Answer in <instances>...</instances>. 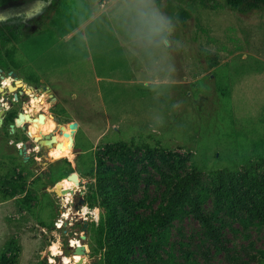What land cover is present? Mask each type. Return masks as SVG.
Listing matches in <instances>:
<instances>
[{
    "label": "rangeland",
    "instance_id": "rangeland-1",
    "mask_svg": "<svg viewBox=\"0 0 264 264\" xmlns=\"http://www.w3.org/2000/svg\"><path fill=\"white\" fill-rule=\"evenodd\" d=\"M0 75L5 112L46 114L20 117L18 142L0 141V264H56L69 257L60 255L69 230L86 236L85 264H103L100 202L114 186L127 204L118 228L151 222L129 264H264V217L247 192L264 179V5L243 13L225 0H0ZM18 79L15 96L5 84ZM50 114L72 119L60 130ZM38 130L51 134L47 146L34 140ZM186 175L187 198L208 192L206 225L187 200L164 194V176ZM63 180L73 194L55 192Z\"/></svg>",
    "mask_w": 264,
    "mask_h": 264
},
{
    "label": "trees",
    "instance_id": "trees-1",
    "mask_svg": "<svg viewBox=\"0 0 264 264\" xmlns=\"http://www.w3.org/2000/svg\"><path fill=\"white\" fill-rule=\"evenodd\" d=\"M225 3L231 9L239 12H248L253 8H258L264 5V0H225ZM185 14H183V17ZM183 19V18H182ZM23 114H25L23 112ZM12 120L16 124V119L10 111H6L3 115V124L0 129V141H8L9 138H14L18 142L20 135L9 133L8 124ZM27 120L24 115L21 116L19 122L24 123ZM28 131V130H27ZM21 139V138H20ZM50 166L53 167L50 163ZM252 177V176H251ZM63 177L58 176L51 179V181H59ZM165 190L164 194L169 195L170 200H187L191 206L195 218L203 225L208 223L201 205L204 203L208 192L206 190L199 191L194 198H187L188 189L192 183V176L186 175L183 178H178L176 181L170 176H164ZM249 184V181H245ZM253 186L249 188L248 195L251 202L250 211L255 212L254 216L260 218L264 217V179H252ZM254 187V188H253ZM125 190L120 186H114L111 189H105L103 192V199L100 204L104 208V216L100 220V230L104 228V234L107 237L106 246L103 254V264H129L131 243L134 240H142L144 234L150 231L151 222L143 220L139 217L127 220V228L121 230L117 226V210L119 207L127 209V204H124L122 198L125 196ZM89 203V202H88ZM102 246V243H100Z\"/></svg>",
    "mask_w": 264,
    "mask_h": 264
},
{
    "label": "water",
    "instance_id": "water-1",
    "mask_svg": "<svg viewBox=\"0 0 264 264\" xmlns=\"http://www.w3.org/2000/svg\"><path fill=\"white\" fill-rule=\"evenodd\" d=\"M2 77V75H0ZM21 86L20 80H16L14 83H10L7 85V90L10 92H16V90L18 89V87ZM39 88V87H38ZM3 87L0 86V92H3ZM16 96V93L14 94ZM5 113V107L3 105V103L0 101V127L3 124V115ZM22 115H24V117L27 118V120H31L34 122H44L45 121V117L46 114L44 112H30V113H25L23 114L22 112H19L17 114V119L18 120ZM49 117H51L53 119V121L55 122V126L58 127L60 130L63 128V119H72L70 114H68L66 117H63L62 115L58 114V115H49ZM9 127V133H13L15 131V124L13 122L8 124ZM68 127L73 131V135L75 134L77 128H78V122L75 121H71L68 124ZM51 134L50 133H41L40 130H38L37 134H34V140L38 143L39 147H42L44 145H48L49 144V138H50ZM18 153L23 155L25 159L28 158L27 155V150H26V146L25 144H22V146H18ZM51 164L54 165L55 164V160L51 161ZM68 180H76L77 176L74 172L70 173L67 176ZM54 190L57 194H66V193H71L73 194L76 190H74V188L72 187H68V188H63L61 182H57L54 185ZM85 199L82 197H79L76 201V203L74 204L75 208H78L79 205L84 204ZM68 236L72 237L73 236V232L72 231H68ZM86 238L85 235H82L80 237V240H84ZM70 240V238H69ZM65 243H68V239H65ZM70 248V247H69ZM68 247H63V251L66 252L67 254L70 253V249ZM86 252V246L83 242H79V244L77 246L74 247L73 249V254L75 253H79L82 254V258L79 259L78 261H74V264H85L83 258H84V254ZM56 261H58V257L55 258Z\"/></svg>",
    "mask_w": 264,
    "mask_h": 264
},
{
    "label": "bare ground",
    "instance_id": "bare-ground-1",
    "mask_svg": "<svg viewBox=\"0 0 264 264\" xmlns=\"http://www.w3.org/2000/svg\"><path fill=\"white\" fill-rule=\"evenodd\" d=\"M5 85H8V84H5ZM41 88L42 87H39V89H38V91H37V93L38 94H44L46 91H43V90H41ZM45 88H47V90H48V97L51 99V100H53V101H56V97L53 95V93H52V91L50 90V88L49 87H47V86H45ZM31 90V89H30ZM27 91V90H26ZM36 92V91H35ZM34 93H32L31 94V97L33 98L34 97ZM35 98H33V102L35 101L34 100ZM65 135H66V133H64ZM58 138V137H57ZM54 139V136H52V140ZM47 152V151H46ZM48 155L52 158V148H50L49 149V151H48ZM62 185H66V186H69L71 183L69 182V181H67V180H65V181H63L62 183H61ZM66 188H68V187H66ZM77 209V208H76ZM84 211V210H83ZM71 242H76V243H78L79 244V242H78V239L77 238H75V239H71ZM53 247H55V248H53V252L54 253H59L60 251L58 250V248H57V246L56 245H54ZM80 254L79 253H75L74 254V256H72L73 257V259L75 260V261H78L79 259H78V256H79ZM84 260V259H83ZM63 261L65 262V261H67V263L68 262H70L71 263V261H70V259H69V257H66V256H64L63 257Z\"/></svg>",
    "mask_w": 264,
    "mask_h": 264
},
{
    "label": "flooded vegetation",
    "instance_id": "flooded-vegetation-1",
    "mask_svg": "<svg viewBox=\"0 0 264 264\" xmlns=\"http://www.w3.org/2000/svg\"><path fill=\"white\" fill-rule=\"evenodd\" d=\"M0 77H1V76H0ZM2 77H3V76H2ZM16 91H18V89H17ZM0 93H1V92H0ZM63 181H65V180H63ZM63 181H62V182H63ZM62 182H61V183H62ZM73 204H74V202H73ZM66 224H68V223H65L64 226H66ZM70 225H72V224H70ZM69 231H72V232H73V236H72V237H69V236H68V232H67V233H62V235H61V239H62L63 247H65V246L68 247V248L70 247V248H69V249H70V253H68L67 256H69V257L71 258L70 260H72V259H73L72 256H74V255H72V254H73V253H72V252H73V249H74L75 246L78 245V243H76V242H71V239L69 240V238H73V237L76 235V232H75L74 230H69ZM66 236H68V237H66ZM65 239H68V243H67V244L65 243ZM77 239H78L79 241L83 242V240H80V236H78ZM64 243H65V244H64ZM73 245H74V246H73ZM53 246H54V245H53ZM53 246H52V247H53ZM63 252H64V251H62L61 253L59 252L60 255H61ZM59 253H56V254H59ZM65 253H66V252H65ZM63 257H64V256H59V257H58V261L55 260V263H56V264H65V262L63 261ZM74 261H75V260L72 261L73 263L68 262L67 264H74Z\"/></svg>",
    "mask_w": 264,
    "mask_h": 264
},
{
    "label": "crops",
    "instance_id": "crops-1",
    "mask_svg": "<svg viewBox=\"0 0 264 264\" xmlns=\"http://www.w3.org/2000/svg\"><path fill=\"white\" fill-rule=\"evenodd\" d=\"M19 87H20V86H19ZM78 125H79V124H78ZM20 141H22V139H21ZM18 146H20V145L18 144L17 147H18Z\"/></svg>",
    "mask_w": 264,
    "mask_h": 264
},
{
    "label": "snow or ice",
    "instance_id": "snow-or-ice-1",
    "mask_svg": "<svg viewBox=\"0 0 264 264\" xmlns=\"http://www.w3.org/2000/svg\"><path fill=\"white\" fill-rule=\"evenodd\" d=\"M65 264H67V261H65Z\"/></svg>",
    "mask_w": 264,
    "mask_h": 264
}]
</instances>
